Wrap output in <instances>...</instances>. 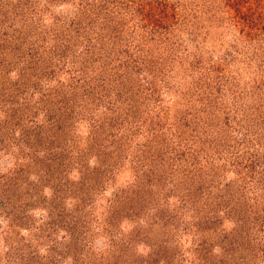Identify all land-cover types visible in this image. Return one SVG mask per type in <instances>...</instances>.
<instances>
[{
  "label": "rangeland",
  "instance_id": "obj_1",
  "mask_svg": "<svg viewBox=\"0 0 264 264\" xmlns=\"http://www.w3.org/2000/svg\"><path fill=\"white\" fill-rule=\"evenodd\" d=\"M0 264H264V0H0Z\"/></svg>",
  "mask_w": 264,
  "mask_h": 264
}]
</instances>
